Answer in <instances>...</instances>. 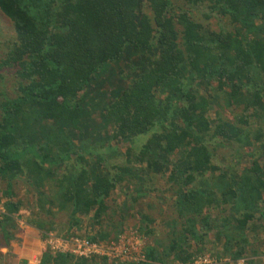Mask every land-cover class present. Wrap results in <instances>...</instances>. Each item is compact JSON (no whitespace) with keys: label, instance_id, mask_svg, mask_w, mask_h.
Instances as JSON below:
<instances>
[{"label":"trees","instance_id":"trees-1","mask_svg":"<svg viewBox=\"0 0 264 264\" xmlns=\"http://www.w3.org/2000/svg\"><path fill=\"white\" fill-rule=\"evenodd\" d=\"M0 14L14 27L0 49V78L15 79L0 90L6 247L22 209L46 237L39 213L101 226L111 211L113 230L90 241H119L127 213L152 238L120 264H192L211 233L230 257L216 264L259 262L264 139L249 126L264 120V0H0ZM157 174L170 193L164 237L144 214ZM97 257L117 261L47 250L40 264Z\"/></svg>","mask_w":264,"mask_h":264},{"label":"rangeland","instance_id":"rangeland-1","mask_svg":"<svg viewBox=\"0 0 264 264\" xmlns=\"http://www.w3.org/2000/svg\"><path fill=\"white\" fill-rule=\"evenodd\" d=\"M212 25V29H216L218 30L219 28L217 27V23L216 22H211ZM14 35V27L11 24V22L5 17L2 16L0 14V41H2V43L0 44V49L1 48H7V46L11 43L12 38ZM130 63V61H129ZM127 68V67H126ZM128 69L130 70V67H128ZM131 71L129 73V76L131 77ZM7 80H3L2 78H0V90H2V86L4 85V83H6V85L9 87L10 85H12L15 82V79L7 76L6 77ZM10 89V88H9ZM215 110H211L210 111V115L213 119H215L217 116L215 115ZM230 112H225L222 113L223 117L224 114H228L229 115ZM227 115V116H228ZM232 115V114H231ZM264 120H259L257 119L256 122L252 123L249 127L251 128V132L254 134H257L258 131L260 130V132L262 133L261 135L262 138L264 139ZM263 128V129H260ZM121 145V144H120ZM120 145H116L118 151L121 149L122 150V145L120 147ZM155 183V184H153ZM166 179H164L163 177H161L160 175L157 174V176L154 178V182L148 183L147 184V189H152L153 191H151V195L155 197V202L156 205L154 206L155 208L152 210H146V213H144L145 215H150L152 217H157L155 223L152 225L155 229V231L158 233V235H160L161 237H164L166 235V232L168 231V225H167V219H170L171 216V212L168 209V205L164 204V200L166 199L165 202L168 201V196L170 195L169 192H167L166 187ZM155 186L156 189H155ZM6 189V185L3 182H0V189ZM3 189V190H4ZM26 189L27 187L20 182L19 187L15 188V193L18 195V197H22L24 195H26ZM124 190H127L126 188V183L122 184V186H120L118 188L117 191L113 192V196H111V198H115V199H121L124 196ZM1 193V192H0ZM158 193V194H157ZM0 196H2L0 194ZM124 199V198H123ZM6 200V198H4V196L2 197V200L0 201V218L3 216L4 212H5V208L3 206V202ZM137 209L142 210L144 209V206L142 204H139L138 206H136ZM148 209V208H147ZM143 211V210H142ZM141 211V212H142ZM22 217H20L19 219H17L18 225H19V230L16 233L17 238L15 240H13L10 245L8 247H6V242L4 240V238L2 237V235H0V264H39V262H35L34 259L36 257H39V259H42L41 257H43V254L45 251L50 249V246L48 243H46L48 236H45V233L40 232L38 229H36L35 226H32L30 223L27 222V220L33 215H35V213H31V211L28 208L22 209L19 213ZM52 214L55 213H39V216H42L43 219H50L51 223H53L50 226V231L48 232V234L51 233H55L59 236H63V237H69L71 235H75V234H80L82 236H90V235H95L97 234L99 231H103L104 229L106 230H111L113 228V225L116 223V221L118 220H113L111 219V217L113 216V213L106 214L104 217L106 218V220L104 221V223L100 226L99 224L94 222V219L91 215L85 216L84 214H78L79 217H83L82 223L78 226H73L74 224L71 222V219L69 217V213H57L55 216ZM130 214L132 213H127V219L124 221V225L123 227H127L126 231L122 232V234H120V236L118 238L123 237L124 235L129 234L133 229H137L136 231L138 232V234H140L143 239L145 240L144 242H147L148 240H152L151 237H148V235H146L145 233L141 232L138 227H139V219L137 218H131ZM163 214L164 216L161 217L159 215ZM86 218H85V217ZM109 216V217H108ZM19 217V216H18ZM130 226H136V228L134 227L132 230L128 227ZM118 228V227H117ZM116 227L114 228V230L117 229ZM29 230L26 233V231ZM113 230V229H112ZM121 233V232H120ZM47 234V235H48ZM113 237H115L114 234H112ZM25 238H29V240L33 241L36 240V242H39L40 246H38V244H35L34 249H28V251L30 252V259L26 258L27 263H21L24 261V259H18V254H16L14 252V245H18V246H23L25 244ZM112 241V239L108 240ZM107 240H105V243H108ZM259 245V243H256L255 246L257 247ZM224 248V241L223 240H219L216 239L213 236V233L208 235V241L205 243V249L203 251V253H200L199 255H205L207 257L213 258L216 260V263L218 262H225V261H229L230 257L228 255H223V249ZM23 249V248H22ZM201 250V249H200ZM197 255V256H199ZM220 257H222L220 259ZM97 261H92L89 264H120V261H109L106 263L104 261H100L98 259H100L99 257L96 258ZM258 259L259 262H252L250 264H264V256H260ZM41 262V260H40ZM232 263V261H230ZM76 264V261H75ZM234 264V263H233Z\"/></svg>","mask_w":264,"mask_h":264},{"label":"built area","instance_id":"built-area-1","mask_svg":"<svg viewBox=\"0 0 264 264\" xmlns=\"http://www.w3.org/2000/svg\"><path fill=\"white\" fill-rule=\"evenodd\" d=\"M132 230V229H131ZM144 239L136 230L126 233L119 241L93 242L86 236L80 234L71 235L69 237L59 236L55 233H49L46 243L49 244L54 253H70L78 257L91 258L93 255L106 256L110 260H134L140 253ZM40 262L39 257L34 259ZM215 259L205 255L196 257L192 264H214ZM245 259H238L234 264H245ZM191 264V263H190Z\"/></svg>","mask_w":264,"mask_h":264},{"label":"crops","instance_id":"crops-1","mask_svg":"<svg viewBox=\"0 0 264 264\" xmlns=\"http://www.w3.org/2000/svg\"><path fill=\"white\" fill-rule=\"evenodd\" d=\"M28 231L29 230H27L25 234H27ZM36 243L38 244V246H40L39 242H36V240L31 241V240H29V238H25L24 247L23 246L20 247L18 245H14V252L16 254H18V259H22V258L24 259V261L21 262V263H27L26 258H28V259L31 258V257H29L30 256V252L28 251V249H34Z\"/></svg>","mask_w":264,"mask_h":264},{"label":"clouds","instance_id":"clouds-1","mask_svg":"<svg viewBox=\"0 0 264 264\" xmlns=\"http://www.w3.org/2000/svg\"><path fill=\"white\" fill-rule=\"evenodd\" d=\"M49 251H51L52 253H54L52 250H51V248L49 249ZM42 258V257H41ZM242 259V258H241ZM245 259V258H244ZM41 260V259H40ZM39 264H40V262H39Z\"/></svg>","mask_w":264,"mask_h":264}]
</instances>
